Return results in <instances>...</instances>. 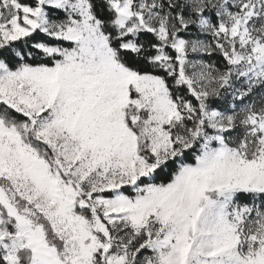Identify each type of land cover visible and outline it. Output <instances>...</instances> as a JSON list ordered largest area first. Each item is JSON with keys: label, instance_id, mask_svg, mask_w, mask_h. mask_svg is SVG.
Segmentation results:
<instances>
[{"label": "snow or ice", "instance_id": "snow-or-ice-1", "mask_svg": "<svg viewBox=\"0 0 264 264\" xmlns=\"http://www.w3.org/2000/svg\"><path fill=\"white\" fill-rule=\"evenodd\" d=\"M0 264H264V0H0Z\"/></svg>", "mask_w": 264, "mask_h": 264}]
</instances>
